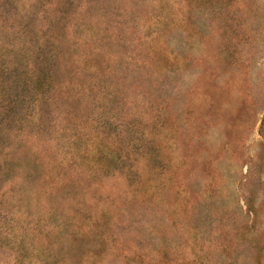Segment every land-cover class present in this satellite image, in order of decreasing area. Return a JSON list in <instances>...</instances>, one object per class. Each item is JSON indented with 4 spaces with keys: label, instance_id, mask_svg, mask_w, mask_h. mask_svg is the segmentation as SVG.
I'll return each instance as SVG.
<instances>
[{
    "label": "rangeland",
    "instance_id": "rangeland-1",
    "mask_svg": "<svg viewBox=\"0 0 264 264\" xmlns=\"http://www.w3.org/2000/svg\"><path fill=\"white\" fill-rule=\"evenodd\" d=\"M0 264H264V0H0Z\"/></svg>",
    "mask_w": 264,
    "mask_h": 264
}]
</instances>
